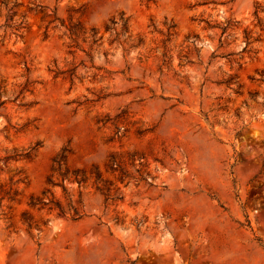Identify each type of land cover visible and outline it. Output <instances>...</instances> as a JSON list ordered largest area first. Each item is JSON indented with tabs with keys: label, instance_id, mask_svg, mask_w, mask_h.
Returning a JSON list of instances; mask_svg holds the SVG:
<instances>
[{
	"label": "rangeland",
	"instance_id": "obj_1",
	"mask_svg": "<svg viewBox=\"0 0 264 264\" xmlns=\"http://www.w3.org/2000/svg\"><path fill=\"white\" fill-rule=\"evenodd\" d=\"M0 264H264V0H0Z\"/></svg>",
	"mask_w": 264,
	"mask_h": 264
},
{
	"label": "trees",
	"instance_id": "obj_2",
	"mask_svg": "<svg viewBox=\"0 0 264 264\" xmlns=\"http://www.w3.org/2000/svg\"><path fill=\"white\" fill-rule=\"evenodd\" d=\"M117 24L118 22L115 20V18L110 19L109 25L106 26V31H111L115 29V26H117ZM121 25L123 27V30L127 32L128 31L127 19L123 20ZM97 33L98 32L96 29L94 28L91 29L93 41H97L102 38V37H98ZM68 153H70V150L68 148H62L60 152L53 158L52 173L46 180V184L48 187L41 192L40 196L31 197L29 204L31 207H39L40 209L48 208L49 210H57L61 215H66L68 212L72 211L73 215H71V218L73 220H78L82 218V216L84 215L79 211V208L73 206L71 202H68L67 205H63L55 198L54 193L52 191V188L57 185L61 186L65 191L64 182L66 180L70 182L76 181L79 184L85 182L84 175L81 178H79L78 173L80 172V170L78 169L70 170L69 167L67 166L66 160Z\"/></svg>",
	"mask_w": 264,
	"mask_h": 264
}]
</instances>
